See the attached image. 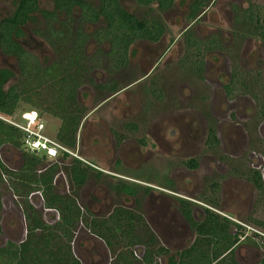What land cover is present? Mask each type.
Listing matches in <instances>:
<instances>
[{
	"label": "flooded vegetation",
	"instance_id": "af4514ba",
	"mask_svg": "<svg viewBox=\"0 0 264 264\" xmlns=\"http://www.w3.org/2000/svg\"><path fill=\"white\" fill-rule=\"evenodd\" d=\"M46 1L47 7L42 0L37 5L51 11L53 0ZM117 2L138 21L156 20L163 31L156 41L135 39L126 62L113 68L110 46L104 51L105 42L87 40L84 50L89 42L95 48L86 56L97 53L99 62L87 66L76 88L73 147L55 140V132L49 138L67 151L53 157L31 152L21 140L0 143V264H33L31 248L23 245L42 247L33 239L63 219L71 220L69 237L59 242L68 244L77 264H113L130 252L140 264H264V24L255 19L256 7L239 8L235 0H172L158 10L154 1ZM98 3L92 0L94 7ZM176 12L174 23L182 30L167 38L165 21ZM38 18L44 28L25 34L21 27ZM101 20L83 28L92 33ZM18 27L10 32V45L0 43V94L13 89L20 97L10 114L0 112V120L16 129L26 111L42 121L34 109L21 111L19 121L11 117L19 104L29 107L21 91L31 86V70L55 60L40 11ZM177 39L184 50L177 67L193 81L173 75L164 84L166 95L157 71L163 58L172 61ZM134 67L141 74L119 83L121 71L131 74ZM97 70L100 77L90 74ZM32 156L39 160L28 164V178L22 168ZM3 190L11 196L5 206ZM4 209L13 213L5 224Z\"/></svg>",
	"mask_w": 264,
	"mask_h": 264
},
{
	"label": "trees",
	"instance_id": "16d2710c",
	"mask_svg": "<svg viewBox=\"0 0 264 264\" xmlns=\"http://www.w3.org/2000/svg\"><path fill=\"white\" fill-rule=\"evenodd\" d=\"M136 1L142 6H149V2L154 1L158 10H164L170 6L172 0ZM52 4V10L45 11L39 9L37 0L18 1L14 13L0 21V43L2 46L10 45V32L19 29L18 26L26 21L34 19V13L40 11L47 25L46 30L50 31V45L54 47L55 60L47 68L37 66L38 68L31 70L32 74L29 77L31 86L26 85L28 88L26 89L23 85L21 92L24 95L21 100L31 109L37 110L40 115L46 114L56 118L59 125L53 137L70 148L74 145L79 122L78 110L74 106L79 79L88 71L89 63L97 65L99 62L97 53L91 58L86 56L84 49L87 40L94 37L97 43H108L110 46L108 53L111 58L109 67L113 68L117 63L121 65L126 62L128 48L135 39L146 38L156 41L163 27L153 19L136 20L132 14L120 7L117 0H99L97 7L92 5V0H53ZM195 5L192 9L193 14L196 11ZM252 14L253 12L249 10V19ZM256 14L255 19L260 24V11L257 9ZM58 16L61 19H58ZM100 16L101 26L94 32L90 33L83 28L86 24L97 22ZM187 46L190 47L189 41ZM18 96L19 94L13 89L5 95L0 94V112L10 114L20 98ZM22 138V131L0 120V143L7 141L18 145ZM38 160L35 156L26 158V166L22 168V174L29 178L30 169L27 166L33 165ZM70 221L63 219L57 228H53L55 230H44L37 239H33L34 244L42 247L32 248L29 242L23 245L24 248H28L27 251L31 248L27 255L31 256L33 264H77L69 252L68 244L59 242V239L69 237ZM221 228V234L227 236L225 224H221ZM42 251L46 255L45 259L39 257ZM113 264H140V262L136 261L130 252L129 257L121 255ZM178 264H186V262L180 261Z\"/></svg>",
	"mask_w": 264,
	"mask_h": 264
},
{
	"label": "rangeland",
	"instance_id": "374dc122",
	"mask_svg": "<svg viewBox=\"0 0 264 264\" xmlns=\"http://www.w3.org/2000/svg\"><path fill=\"white\" fill-rule=\"evenodd\" d=\"M17 1L18 0H0V18L3 17V16H6L7 14H9V12H11L12 9H14ZM44 1L45 0H42V2H43V5L42 6L43 7H47V5H46L47 1L46 2H44ZM235 1L237 2V5L239 6V8H245V7L249 6V5H254L256 7V9L260 11L259 17H260V20L264 24V0H235ZM42 6H40V7H42ZM213 7L211 6V8H209V9H212ZM215 11H216V15L218 17V14H217L218 13V5L217 6L215 5ZM35 13H36V16L38 17V11H36ZM176 15H180V12H176L175 15L174 14H171L169 16L168 20L165 21L166 24H167V32H168V33H166L165 37H167V38L168 37L169 38L170 37L176 38L177 35L179 34V32L182 30V26L183 25H180L181 26L180 27L176 23H174V21L177 20ZM44 24L45 23L43 22V20L41 18H38L37 21H31V22L25 24V26H22L21 29L24 32L25 31L28 32V31H32V30L38 31V30H42L44 28ZM87 28H89V30H92L93 27L90 26V27H87ZM194 28L195 27L192 26V29L191 30L194 31ZM200 32H201V30H200ZM200 32H199V34H201ZM25 34H26V32H25ZM224 39L227 40L228 39V35H226L224 37ZM31 41L33 42V40H31ZM177 41H178L177 43H179V44H176L175 48L173 47V49H174L172 51L173 54L171 53L172 61H169L168 58L167 59H164L163 58V62H162V64H160L159 70L157 71V74H159L158 76L160 78V85H159V87H162L163 88V92L166 95L168 94V92H167V90H164V89L167 87V85L164 86V84L165 83H168L169 82L168 79H170L171 77H173V75L178 78V81H184L185 83H188V84H190L193 81V79L190 78L187 74L181 72L182 70L179 69L180 65H179V67H177L178 66L177 63H176L177 62V59L184 54L182 42H180L178 39H177ZM229 44L230 43H228V45ZM230 45H232V43ZM102 46H103V50L105 51L107 49V47H108V43L105 42V44L102 45ZM158 47L160 48V46H158ZM239 47H241V44L239 45ZM94 48H95L94 43L89 42L88 45H87V47H86L85 53L88 54V55H91ZM159 48L152 47V51H154L155 53H157L159 51ZM141 49L142 48H139L137 50V52H136L137 55H140L141 56V53H142V50ZM136 60L138 61L139 59H136ZM136 60L134 62L137 63ZM100 61H101V64L103 66H105L108 63V62L106 63V61H105L104 58H100ZM178 64H179V61H178ZM139 66L142 67V64L139 65ZM140 67H138V68L137 67H134L135 72H132L131 73L132 75L129 72H122L121 71V73H120L121 76H118V77H121L124 82H119V83H125V82L130 81V80L136 78L137 76H139L141 74V71L139 69ZM135 68H137V69H135ZM180 68H182V67H180ZM90 74H92L93 76L96 75L97 77H100V75L102 74V72H100L99 70H97V71L90 72ZM108 77H111L112 78V77H114V74H111ZM195 83L201 84V83H199L197 81H195ZM149 87L152 88V86H149ZM195 87L199 91V88L196 85H195ZM27 109L30 110L31 107L29 108L25 104H22V103L19 104V106L14 111V113H15L14 116L11 117V118H13L16 121H19L20 120V118H18L19 113L21 111H24V110H27ZM41 119L43 121V124L46 127V129H45V132L46 133L44 132V128H43V133L47 134L48 136H52L53 133L56 130L55 127L58 126L59 121L56 118L51 117V116L46 115V114H42L41 115ZM3 149H5V147L2 148V150ZM3 151H5V150H3ZM6 156H8V155L6 154ZM105 168H106V166H105ZM2 195H3L2 196L3 203H4V206H5L6 203L9 201V199H11V196L8 193H6L4 190H3V194ZM4 211H5L4 212V215H6V217L4 218L3 224H5V221H7V220L9 221L10 215H13V213H9L8 210H5L4 209ZM11 211H14V210H11ZM16 215L18 217V213H16ZM9 224H10V222H9ZM72 249H73L74 252L77 251V247L75 245H73ZM139 251L140 250L137 249V253ZM84 262H86V261L82 260V263L81 264H85ZM104 263L107 264V261L104 262Z\"/></svg>",
	"mask_w": 264,
	"mask_h": 264
},
{
	"label": "built area",
	"instance_id": "2783aa9c",
	"mask_svg": "<svg viewBox=\"0 0 264 264\" xmlns=\"http://www.w3.org/2000/svg\"><path fill=\"white\" fill-rule=\"evenodd\" d=\"M22 116L24 121L14 124L22 131V142L31 152L43 153L47 157H53L58 150L67 151L66 148L43 133V123L37 119L34 111H26Z\"/></svg>",
	"mask_w": 264,
	"mask_h": 264
},
{
	"label": "bare ground",
	"instance_id": "6f19581e",
	"mask_svg": "<svg viewBox=\"0 0 264 264\" xmlns=\"http://www.w3.org/2000/svg\"><path fill=\"white\" fill-rule=\"evenodd\" d=\"M28 116H30V115H28Z\"/></svg>",
	"mask_w": 264,
	"mask_h": 264
}]
</instances>
